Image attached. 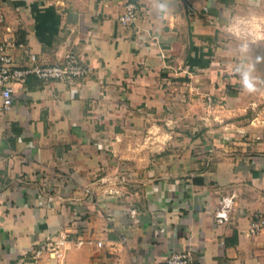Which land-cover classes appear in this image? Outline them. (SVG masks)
<instances>
[{
    "label": "crops",
    "instance_id": "1",
    "mask_svg": "<svg viewBox=\"0 0 264 264\" xmlns=\"http://www.w3.org/2000/svg\"><path fill=\"white\" fill-rule=\"evenodd\" d=\"M124 2L0 0L6 40L42 63L73 50L92 66L73 81H18L7 109L0 95V264L45 242L40 264H158L185 248L200 264H264V227L251 230L264 215V94L243 84L264 71L251 61L264 57V0H143L133 25ZM11 52L22 61L21 46ZM187 67L204 93L237 84L229 103L250 112L229 121L242 141L140 155L141 115L109 108L151 103Z\"/></svg>",
    "mask_w": 264,
    "mask_h": 264
},
{
    "label": "rangeland",
    "instance_id": "2",
    "mask_svg": "<svg viewBox=\"0 0 264 264\" xmlns=\"http://www.w3.org/2000/svg\"><path fill=\"white\" fill-rule=\"evenodd\" d=\"M251 61L264 67V57L258 54L251 58ZM223 67L226 68V72L222 73V78L228 71L233 70V67L226 64ZM187 70L180 78L171 74L168 77L169 81L164 82L165 87H162L163 83L160 82L158 88L149 93L154 98L151 103L143 101L137 106L121 103L114 106L116 110L113 107L109 108L119 113H130L135 110L141 115L138 119V131L130 138L134 139L133 144L139 148L140 155L143 156L144 151L158 154L178 150L180 147L198 149V144L202 143L206 146L214 144L222 146L228 143L240 144L242 141L240 135H232L234 130L230 126L233 125L229 121L239 114L250 112L249 105L229 103L231 102L229 98L235 95L232 93V96H228V94L237 90V84L233 83L230 90L219 92L214 96L210 92L201 91V85L198 83V69L192 72L187 67ZM250 76H254V80L261 79L264 82V71L254 75L250 73ZM262 89H264L263 83L251 95L263 96L264 90ZM121 123L128 122L122 121ZM228 132L231 134L228 135Z\"/></svg>",
    "mask_w": 264,
    "mask_h": 264
},
{
    "label": "built area",
    "instance_id": "3",
    "mask_svg": "<svg viewBox=\"0 0 264 264\" xmlns=\"http://www.w3.org/2000/svg\"><path fill=\"white\" fill-rule=\"evenodd\" d=\"M143 0H125L124 10L120 14V21L125 25H133L140 16ZM5 21V14L0 10V95L3 99L4 109L10 108L13 104L14 85L18 81L30 76L41 80H62L73 81L76 78L89 74L92 66L85 63L81 56L69 50L62 60L55 63H42L38 60L35 52L30 50L24 42H9L1 34V26ZM14 45L22 47V61L11 52ZM231 199L228 196L222 198L221 206L217 212L218 220L228 218V211ZM135 211V210H134ZM264 227V215L256 212L252 218V232H258ZM102 242L99 241V244ZM46 249H52L49 242H45L35 250L23 264H40L41 253ZM158 264H200L191 249H179L170 252L163 261Z\"/></svg>",
    "mask_w": 264,
    "mask_h": 264
},
{
    "label": "clouds",
    "instance_id": "4",
    "mask_svg": "<svg viewBox=\"0 0 264 264\" xmlns=\"http://www.w3.org/2000/svg\"><path fill=\"white\" fill-rule=\"evenodd\" d=\"M243 84L249 93L255 92L257 90L256 85L253 82V77H251L248 73H245L243 76Z\"/></svg>",
    "mask_w": 264,
    "mask_h": 264
}]
</instances>
